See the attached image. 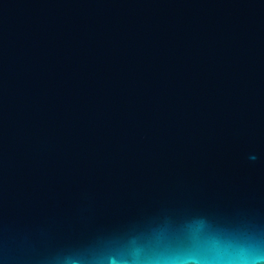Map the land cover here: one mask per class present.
<instances>
[{
  "label": "water",
  "instance_id": "obj_1",
  "mask_svg": "<svg viewBox=\"0 0 264 264\" xmlns=\"http://www.w3.org/2000/svg\"><path fill=\"white\" fill-rule=\"evenodd\" d=\"M0 264H264V0H0Z\"/></svg>",
  "mask_w": 264,
  "mask_h": 264
}]
</instances>
